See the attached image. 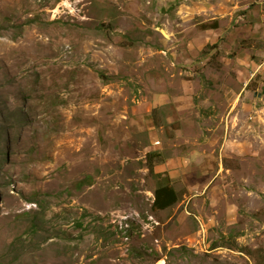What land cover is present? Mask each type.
I'll return each mask as SVG.
<instances>
[{
    "label": "rangeland",
    "instance_id": "rangeland-1",
    "mask_svg": "<svg viewBox=\"0 0 264 264\" xmlns=\"http://www.w3.org/2000/svg\"><path fill=\"white\" fill-rule=\"evenodd\" d=\"M159 260L264 264V0H0V264Z\"/></svg>",
    "mask_w": 264,
    "mask_h": 264
},
{
    "label": "trees",
    "instance_id": "trees-1",
    "mask_svg": "<svg viewBox=\"0 0 264 264\" xmlns=\"http://www.w3.org/2000/svg\"><path fill=\"white\" fill-rule=\"evenodd\" d=\"M148 160L149 170L157 177V186L154 189L153 208L165 210L174 206L180 199L179 193L172 184V179L169 176L160 175L154 172L155 162L163 160V154L159 150H154L146 155Z\"/></svg>",
    "mask_w": 264,
    "mask_h": 264
},
{
    "label": "bare ground",
    "instance_id": "bare-ground-1",
    "mask_svg": "<svg viewBox=\"0 0 264 264\" xmlns=\"http://www.w3.org/2000/svg\"><path fill=\"white\" fill-rule=\"evenodd\" d=\"M157 264H163L162 260L161 261L159 260V262Z\"/></svg>",
    "mask_w": 264,
    "mask_h": 264
}]
</instances>
